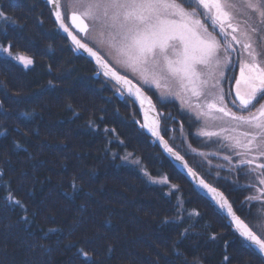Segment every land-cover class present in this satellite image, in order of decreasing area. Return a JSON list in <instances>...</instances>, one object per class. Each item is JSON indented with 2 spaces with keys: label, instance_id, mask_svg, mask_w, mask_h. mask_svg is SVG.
Listing matches in <instances>:
<instances>
[{
  "label": "snow or ice",
  "instance_id": "6c2138e0",
  "mask_svg": "<svg viewBox=\"0 0 264 264\" xmlns=\"http://www.w3.org/2000/svg\"><path fill=\"white\" fill-rule=\"evenodd\" d=\"M45 3L57 31L66 34L65 38L71 41L72 51L87 53L95 61L96 76L102 74L112 83L114 95L124 101L125 107L133 108L132 124L138 138L147 139L153 147L159 148L160 157L172 173L185 181L238 234L240 248L264 261V0H45ZM9 27L23 28L0 2V35L7 38ZM13 48L11 40L0 41V69L8 70L16 65H22L25 70L34 67L32 57L16 53ZM237 64L239 75L229 77L228 70ZM48 72H52L51 66ZM226 78L235 79L234 88L230 87L227 92L223 88ZM48 88L55 91L56 85L50 80ZM144 88L153 92L156 103L145 95ZM0 92L7 96L3 84H0ZM21 98L20 93L10 97L14 102ZM175 101H179L178 106ZM146 102L147 113H142ZM169 104L175 107V113L161 110ZM65 107L73 112V117H79L72 103ZM142 114L143 122L136 118ZM0 115H9L3 105H0ZM148 115L152 119H148ZM20 117L31 119V114L20 113ZM209 121L216 130H207ZM87 125L95 132H103L107 141L105 154L113 161L119 159L120 166L138 171L151 185L166 189L163 195L170 202L174 198L171 209L174 214L161 223L178 226L186 220L189 222L179 232L172 249L175 256L182 257L177 246L190 235H201L191 232L202 218L201 211L186 206L188 202L181 184L172 183L168 174L153 177L135 151L125 150L121 155L113 150V144L126 148L115 128L105 126L101 130L95 120L87 121ZM177 131L180 144H170L169 140L178 138ZM6 135L0 132V136ZM193 142L203 148L215 145V150L201 151L193 147ZM21 150L27 152L23 144L13 141L12 151ZM187 155L193 157L197 167L207 164L206 176H212L215 169L216 183L223 181L221 187L229 194L249 193L239 201L238 208L234 209L235 201L209 183L197 167L190 166L185 159ZM214 159L222 162L213 164ZM5 164L9 170H15L10 159ZM5 175V169L0 168V192L3 193L0 207L19 208L25 231L34 234L28 208L16 197ZM71 188L72 193L64 195L75 199L74 193L79 190L75 178ZM253 202L260 204L255 213L251 210ZM245 205L250 206L248 214L253 219L237 215ZM35 215L33 212L32 216ZM78 226L74 225L72 230ZM15 227L13 224L0 227V255L7 256L6 246ZM202 228L208 240L219 239L210 223L205 222ZM49 234L55 235L57 242L64 236L62 229L50 228L40 238L47 239ZM65 248H75L73 256L81 259L82 264H97L83 247L69 243ZM227 249L226 242L220 264H230L235 258L227 254ZM114 252V246L106 247L108 258ZM0 264H4V260L0 259ZM182 264H199V259L189 262L185 258Z\"/></svg>",
  "mask_w": 264,
  "mask_h": 264
},
{
  "label": "trees",
  "instance_id": "16d2710c",
  "mask_svg": "<svg viewBox=\"0 0 264 264\" xmlns=\"http://www.w3.org/2000/svg\"><path fill=\"white\" fill-rule=\"evenodd\" d=\"M0 2L23 26L22 30L9 27L8 37L0 35V41L11 40L14 52L35 60L30 70L22 65L0 69V84L7 91V96L0 92V105L9 113L8 116L0 115V132L7 133L0 136V168L5 169V180L11 181L16 197L27 206L34 233L30 235L25 231L19 208L0 207V227L4 224L16 226L6 246L7 256L0 255L4 264H82L81 259L73 256L75 248H65L69 243L89 251L97 264H182L185 258L189 262L198 258L199 264H220L226 242L227 254L235 256L230 264H249V261L250 264H264L242 250L238 234L227 221H222L185 181L172 173L160 157V149L147 139L138 138L132 124L133 108L125 107L124 101L114 95L111 82L96 77L97 69L91 60L72 51L70 41L53 24L45 0ZM50 80L56 85L55 91L48 88ZM17 93L22 98L14 102L10 97ZM69 102L80 113L78 118L66 110ZM24 112L30 113L31 119L21 118L20 113ZM100 117L104 119L101 121ZM89 120H95L101 130L105 126L115 128L126 148L113 144V150L121 155L125 150L135 151L153 177L168 174L172 183L181 184L188 202L186 206L201 211L199 224L191 229L192 233L200 232L201 235H190L177 246L182 257L175 256L172 249L179 232L189 222L186 220L178 226L161 223L174 214L171 211L174 198L170 202L163 195L166 189L151 185L138 171L120 166L119 159L113 161L106 155L107 141L103 132L89 128ZM13 141L23 144L27 152L14 153ZM209 150L214 151L215 146ZM185 158L191 166L197 167L193 157ZM8 159L14 171L5 164ZM203 167H197V171L208 182L223 189L229 199L235 201L234 209L238 208L237 199L249 193L229 194L221 187L223 181L216 183L215 171L212 176H206ZM73 178L79 190L74 193L75 199H69L64 194L72 193ZM253 204H257L254 210L251 206L255 213L260 204ZM245 207V213H237L243 219H253L248 214V205ZM205 222L218 234L217 241L206 238L207 233L202 228ZM77 224L79 226L73 231ZM108 224L110 227L106 226ZM50 228L63 230L64 236L59 242L52 234L47 239L40 238ZM108 245L115 248L111 258L106 254Z\"/></svg>",
  "mask_w": 264,
  "mask_h": 264
},
{
  "label": "rangeland",
  "instance_id": "374dc122",
  "mask_svg": "<svg viewBox=\"0 0 264 264\" xmlns=\"http://www.w3.org/2000/svg\"><path fill=\"white\" fill-rule=\"evenodd\" d=\"M241 25H243V20H241ZM61 33V32H60ZM62 34V33H61ZM81 35H83V34H81ZM253 40H255V36L253 37ZM87 42V41H86ZM255 46V45H254ZM77 53V52H76ZM78 54H80V53H78ZM103 54V53H102ZM95 65V64H94ZM96 67V66H95ZM97 71V70H96ZM95 75H96V72L94 73ZM123 74V73H122ZM228 75H229V77H234V76H238L239 75V66H238V64L237 65H235L234 67H232V68H230L229 70H228ZM101 77H103L102 75H100ZM96 77H99V76H96ZM104 78V77H103ZM105 79V78H104ZM234 86H235V79L233 78V79H225L224 80V82H223V88H224V90H225V92H227L228 90H229V88L231 87V88H234ZM147 91H148V93L150 94V95H152L154 98H155V100H156V96H154L153 95V92L152 91H150V90H148L147 88H145ZM151 96V97H152ZM152 97V98H153ZM117 98L118 99H120L118 96H117ZM153 98V99H154ZM121 100V99H120ZM175 104L178 106L179 105V101H175ZM158 108V107H157ZM162 111H172V112H174L175 113V107H173V105L172 104H169L168 105V107H166V108H164V109H161ZM177 119L179 120V117H177ZM195 127H200V125H196ZM194 130H195V128H194ZM207 130H216V127L215 126H213V124H212V122L211 121H209V127H208V129ZM169 135L171 136L172 135V133H169ZM176 135H177V139L176 140H169V143L171 144H174V145H179L180 144V139H179V131H177V133H176ZM166 139H168V137H165ZM213 146H215V145H211V146H209L208 148H207V150H206V148H203V147H201L200 145H199V143H197V142H193V147H196V148H198L199 150H201V151H210L209 150V148H212ZM203 148V149H202ZM178 150H180V149H178ZM181 154L183 155L184 153H183V151H181ZM187 156H189V157H191L192 158V156L191 155H187ZM197 158V160H199L200 158L199 157H196ZM186 159V158H185ZM187 160V159H186ZM222 161H219V160H216V159H214L213 160V164H216V163H221ZM203 166H205V168H206V170H207V164L205 163ZM204 168V167H203ZM205 168H204V170H205ZM215 171V169H213V172ZM222 174H225L226 175V173H222ZM210 183V182H209ZM243 199V197L242 198H240V199H237V202H238V206H239V201L240 200H242ZM253 203H257V202H253ZM248 207H250L249 205H248ZM255 208H257V204H253V207H252V210H254ZM247 211V209H246V207L244 206V209H243V213H245ZM238 214V213H237ZM239 215V214H238Z\"/></svg>",
  "mask_w": 264,
  "mask_h": 264
},
{
  "label": "bare ground",
  "instance_id": "6f19581e",
  "mask_svg": "<svg viewBox=\"0 0 264 264\" xmlns=\"http://www.w3.org/2000/svg\"><path fill=\"white\" fill-rule=\"evenodd\" d=\"M71 43V42H70ZM72 45V44H71ZM73 46V45H72ZM90 46H92L91 44H90ZM84 56V55H83ZM85 57H87V56H85ZM89 60H91V58L90 57H87ZM92 61V60H91ZM122 74V73H121ZM131 78V77H130ZM134 83H136V81L134 80L133 81ZM144 91H146L147 93H148V91L144 88ZM149 94V93H148ZM150 95V94H149ZM150 97H151V95H150ZM152 98V97H151ZM152 100H153V102L154 103H156V101L152 98ZM157 106V105H156ZM138 108V107H137ZM139 118L138 119H140L141 120V122H143V120L142 119H144V115L142 114V115H140V116H138ZM148 119H152V116L151 115H148V117H147ZM191 166V165H190ZM213 186H215V187H218V186H216V185H214L213 184ZM219 188V187H218ZM219 189H221V188H219ZM222 191H223V189H221ZM227 196V195H226ZM242 218V217H241ZM243 219V218H242ZM232 229V228H231ZM233 230V229H232ZM90 245V244H89Z\"/></svg>",
  "mask_w": 264,
  "mask_h": 264
},
{
  "label": "water",
  "instance_id": "95a60500",
  "mask_svg": "<svg viewBox=\"0 0 264 264\" xmlns=\"http://www.w3.org/2000/svg\"><path fill=\"white\" fill-rule=\"evenodd\" d=\"M64 36H66V34H64L63 32H61ZM70 41V40H69ZM71 42V41H70ZM90 46V45H89ZM82 55H84V56H87V53H83ZM88 57V56H87ZM92 60V59H91ZM92 62L95 64V61L94 60H92ZM96 66V65H95ZM102 75V74H101ZM103 76V75H102ZM134 83V82H133ZM145 92V95L146 96H149L150 97V95L146 92V91H144ZM153 101V100H152ZM154 103V102H153ZM137 107L139 108V105H137ZM147 109H148V105H147V102L145 103V107H144V109L142 110V113H147ZM143 121H144V119H142ZM220 191H222L221 189H220ZM226 195V194H225ZM238 215V214H237Z\"/></svg>",
  "mask_w": 264,
  "mask_h": 264
}]
</instances>
